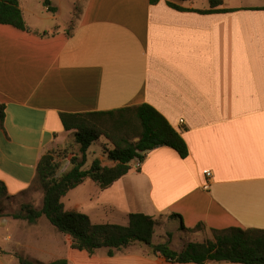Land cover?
<instances>
[{
	"label": "crops",
	"instance_id": "crops-1",
	"mask_svg": "<svg viewBox=\"0 0 264 264\" xmlns=\"http://www.w3.org/2000/svg\"><path fill=\"white\" fill-rule=\"evenodd\" d=\"M231 2L218 7L231 12L200 14L194 10L210 9L209 0H87L70 32V20L44 25L57 19L58 7L54 17L35 15L31 25L21 2L38 34L0 25V104L6 107L0 183L7 197L17 201L30 192L48 152L69 145L79 151L62 113L147 104L183 137L188 157L156 148L110 189L87 180L70 191L64 209L90 220L109 212L127 223L131 214L152 216L159 221L153 243L175 249L190 235L182 225L264 230V0ZM38 198L41 209L44 194ZM48 223L0 217V264H20V257L41 264H174L139 243L114 257L73 250L71 237Z\"/></svg>",
	"mask_w": 264,
	"mask_h": 264
},
{
	"label": "trees",
	"instance_id": "trees-1",
	"mask_svg": "<svg viewBox=\"0 0 264 264\" xmlns=\"http://www.w3.org/2000/svg\"><path fill=\"white\" fill-rule=\"evenodd\" d=\"M158 2L159 0H150L153 5ZM209 4L210 9L194 12L212 14L232 11L218 9L223 5V0H209ZM44 6L48 12H57L51 0H44ZM170 6L179 11H190L176 4ZM0 25L38 34L28 27L20 0H0ZM5 112V105L0 104V127H3ZM60 116L65 130L74 132L75 142L80 147V156L71 153V169L58 177L57 172L61 169L56 160L59 156L56 153L58 150L45 154L37 167V180L44 194L43 207L36 209L25 204L22 205L20 213L0 215L1 217L11 216L29 223H35L45 217L59 233L71 237V249L89 255L106 249L108 256L114 257L117 251L139 243L148 246L152 255L161 254L174 264H264V230H213L214 239L201 243L191 242L182 251H176L167 244L153 243L159 221L152 216L131 214L128 226L94 225L87 215L66 211L62 199L87 180H91L104 191L130 172L132 162H143L147 154L156 148H171L182 159L188 157L189 149L183 137L164 116L147 104L107 112L62 113ZM131 137L133 140L128 139ZM102 139L107 142V145L103 146L104 156L114 163V166L103 165L100 160H96L86 170L89 149ZM0 192L7 194L3 183H0ZM170 218L182 220L181 216L176 214ZM200 229L202 225L195 229H186L183 225L181 227L182 231L190 233ZM20 264L35 263L20 257ZM49 264H68V261L61 259Z\"/></svg>",
	"mask_w": 264,
	"mask_h": 264
},
{
	"label": "rangeland",
	"instance_id": "rangeland-1",
	"mask_svg": "<svg viewBox=\"0 0 264 264\" xmlns=\"http://www.w3.org/2000/svg\"><path fill=\"white\" fill-rule=\"evenodd\" d=\"M20 1L22 2V5L26 8L27 12H29V13H27L28 14L27 18H28V21L31 23V25H32V23L34 24L36 21L35 15L39 16L40 18L41 17L42 18H48V17L51 18V17L55 16L51 12H49V13L46 12V8L44 6V0H20ZM51 1L55 7L59 8V13L57 15L56 20H53V21L49 20L46 22H44V20H43L44 25L45 24L46 25L47 24H53L54 22H56V23H58V25L65 26L67 24V22L71 21V23L69 24L68 29H67V31L70 32L72 30V28L74 27L75 21L78 20V17L80 15V11L82 9L81 8L82 4L85 3L87 0H51ZM231 1H232L231 3H234V4H240V3L244 4L246 2H247L246 4H250V3L254 4V3H259L263 0H245V2H244V0H231ZM198 4H202V3L199 2ZM128 139H132V137L128 138ZM136 141H137V139L134 140V142H136ZM104 145H107V142L105 139H102L99 142L92 145V147L90 148L89 154H88V163H87L85 169L89 168L93 164V162L96 161L100 157L101 154L104 155V153H103V146ZM56 153L59 154V156L57 157L58 159H56V160H57V163L61 167V169L57 172V176L60 177L61 175L68 172L72 167L70 161H71V158L73 156L71 155V153H77L78 156H80V153H79L78 149L74 148L71 145H69L66 149H62V150L59 149ZM102 161L103 160H101V162ZM105 164H110V162H107ZM87 183H86V189L90 191L91 185L89 183H91V182H87ZM40 193H43V191L40 187L38 180H36V183L32 187V189L30 190V192H28V194L25 195L23 198L17 199V201L15 199H11V198L7 197V194L0 192V215H13V214L20 213L22 205H25V204H29V205H32L34 207L38 206V204L40 202V198H38V197H40ZM80 193L81 192H79V195H80ZM79 195L77 196L76 194H73L72 197L78 199ZM81 197H84V196L81 195ZM30 198L32 200L31 202L29 201ZM107 213L106 212L103 213V215H105V216L102 219H92L91 220L92 224H94V225L102 224L105 222V221L102 222V220L105 219V220H107V222H112V223L117 222L118 223L117 225H120V226H128L129 225L130 221H128V223H127V221H124V220L115 221L113 215L109 212H107ZM4 217H7V216H4ZM168 228L172 229V224H170ZM3 233H4V230L0 227V236H3ZM184 238L185 237L182 236L179 238L180 240H177V239H176L177 241L175 240L176 244L174 243V246L178 247L179 249H175V248H172V249H174L176 251H182L188 243H191V242H200L201 243V242H204V241H207L210 239H214L213 233L209 232V231H204V229H200L198 231L190 233V235H188V239H186L185 241H183ZM42 241H43V239H42ZM181 247H182V249H181ZM106 252H107L106 249L99 250L100 254L106 253ZM22 258H24V257H22ZM34 263L35 264H41L38 262H34Z\"/></svg>",
	"mask_w": 264,
	"mask_h": 264
},
{
	"label": "built area",
	"instance_id": "built-area-1",
	"mask_svg": "<svg viewBox=\"0 0 264 264\" xmlns=\"http://www.w3.org/2000/svg\"><path fill=\"white\" fill-rule=\"evenodd\" d=\"M183 122H184V121H181V123H183ZM204 174H205V176H206L207 178H211V177H212V173H211V171H205Z\"/></svg>",
	"mask_w": 264,
	"mask_h": 264
},
{
	"label": "water",
	"instance_id": "water-1",
	"mask_svg": "<svg viewBox=\"0 0 264 264\" xmlns=\"http://www.w3.org/2000/svg\"><path fill=\"white\" fill-rule=\"evenodd\" d=\"M110 160L108 158L103 159V163L109 162Z\"/></svg>",
	"mask_w": 264,
	"mask_h": 264
}]
</instances>
